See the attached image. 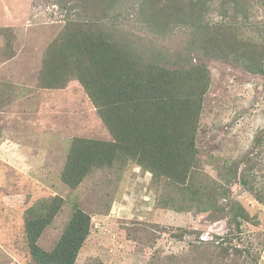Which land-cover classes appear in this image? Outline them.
Segmentation results:
<instances>
[{
  "label": "rangeland",
  "instance_id": "374dc122",
  "mask_svg": "<svg viewBox=\"0 0 264 264\" xmlns=\"http://www.w3.org/2000/svg\"><path fill=\"white\" fill-rule=\"evenodd\" d=\"M62 18L52 0H0V28L7 29L0 37V264H34L24 213L56 196L64 206L39 244L52 249L72 203L78 204L92 226L76 264H264V75L205 61L210 88L197 157L201 174L221 183L219 204L239 203L246 211L245 222L236 218L239 226L227 212L160 211L158 187L134 165L96 171L69 190L58 176L71 141H108L110 135L77 81L61 90L38 87L43 53L62 29ZM253 22L257 31L262 28V36H253L264 48V8L255 11ZM127 31L142 41L138 45L152 42L168 55L186 52V30L165 40L132 26Z\"/></svg>",
  "mask_w": 264,
  "mask_h": 264
},
{
  "label": "trees",
  "instance_id": "16d2710c",
  "mask_svg": "<svg viewBox=\"0 0 264 264\" xmlns=\"http://www.w3.org/2000/svg\"><path fill=\"white\" fill-rule=\"evenodd\" d=\"M52 1L64 25L43 53L38 87L61 90L77 81L110 135L108 141L74 138L59 182L75 190L96 171L134 165L158 187L160 211L176 216L227 212L238 226L237 217L245 222L239 203L219 204L221 183L201 174L195 142L210 88L205 61L231 62L264 75L263 44L253 36H262L253 17L264 0ZM129 26L163 40L186 30V52L168 55L152 42L138 45L142 41H135ZM6 33L0 28V37ZM239 183L246 185L242 176ZM63 206L56 196L24 213L34 264H76L92 226L78 204L72 203L52 249L39 244Z\"/></svg>",
  "mask_w": 264,
  "mask_h": 264
},
{
  "label": "crops",
  "instance_id": "0c3cea01",
  "mask_svg": "<svg viewBox=\"0 0 264 264\" xmlns=\"http://www.w3.org/2000/svg\"><path fill=\"white\" fill-rule=\"evenodd\" d=\"M2 1H3V0H2ZM13 1H15V0H8V2H11V3H12ZM28 1H30V0H27V2H28ZM26 7H27L26 10L28 11V3L26 4Z\"/></svg>",
  "mask_w": 264,
  "mask_h": 264
}]
</instances>
